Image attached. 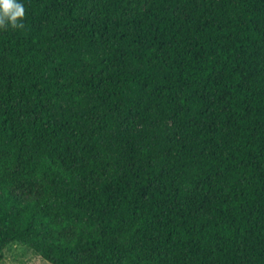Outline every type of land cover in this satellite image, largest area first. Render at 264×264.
<instances>
[{
  "label": "trees",
  "instance_id": "trees-1",
  "mask_svg": "<svg viewBox=\"0 0 264 264\" xmlns=\"http://www.w3.org/2000/svg\"><path fill=\"white\" fill-rule=\"evenodd\" d=\"M18 2L0 259L264 264V0Z\"/></svg>",
  "mask_w": 264,
  "mask_h": 264
},
{
  "label": "rangeland",
  "instance_id": "rangeland-1",
  "mask_svg": "<svg viewBox=\"0 0 264 264\" xmlns=\"http://www.w3.org/2000/svg\"><path fill=\"white\" fill-rule=\"evenodd\" d=\"M0 264H52L42 259L30 247L20 242H11L3 249Z\"/></svg>",
  "mask_w": 264,
  "mask_h": 264
},
{
  "label": "clouds",
  "instance_id": "clouds-1",
  "mask_svg": "<svg viewBox=\"0 0 264 264\" xmlns=\"http://www.w3.org/2000/svg\"><path fill=\"white\" fill-rule=\"evenodd\" d=\"M25 7L18 0H0V29H22Z\"/></svg>",
  "mask_w": 264,
  "mask_h": 264
}]
</instances>
